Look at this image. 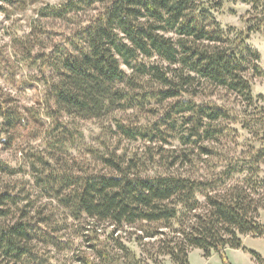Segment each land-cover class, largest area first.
<instances>
[{"label":"clouds","instance_id":"obj_1","mask_svg":"<svg viewBox=\"0 0 264 264\" xmlns=\"http://www.w3.org/2000/svg\"><path fill=\"white\" fill-rule=\"evenodd\" d=\"M0 264H264V0H0Z\"/></svg>","mask_w":264,"mask_h":264},{"label":"trees","instance_id":"obj_2","mask_svg":"<svg viewBox=\"0 0 264 264\" xmlns=\"http://www.w3.org/2000/svg\"><path fill=\"white\" fill-rule=\"evenodd\" d=\"M130 3L138 2V0H129ZM125 55H131V52L127 49L123 50Z\"/></svg>","mask_w":264,"mask_h":264}]
</instances>
